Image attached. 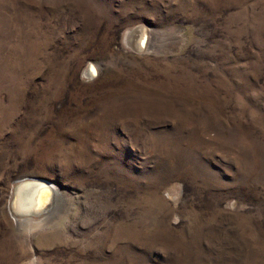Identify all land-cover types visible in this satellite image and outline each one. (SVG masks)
I'll use <instances>...</instances> for the list:
<instances>
[{
    "label": "rangeland",
    "instance_id": "rangeland-1",
    "mask_svg": "<svg viewBox=\"0 0 264 264\" xmlns=\"http://www.w3.org/2000/svg\"><path fill=\"white\" fill-rule=\"evenodd\" d=\"M0 264H264V0H0Z\"/></svg>",
    "mask_w": 264,
    "mask_h": 264
},
{
    "label": "bare ground",
    "instance_id": "bare-ground-1",
    "mask_svg": "<svg viewBox=\"0 0 264 264\" xmlns=\"http://www.w3.org/2000/svg\"><path fill=\"white\" fill-rule=\"evenodd\" d=\"M136 31H138V29L132 30L127 34V39L130 44H132L130 41L131 39L130 37L134 33H136ZM143 32L144 34L146 33L145 31ZM146 43L148 44V42ZM145 45L146 44L144 43V46ZM141 49L143 48L141 47ZM93 70L95 69L93 68L90 69V72L88 73L92 74ZM53 193H54V188L52 184L48 183L44 179L31 178L30 180L23 179L20 182L18 181V184H16L14 187V194L12 196V201L10 202V208H9L10 214H12L13 218L16 220H18L17 218L18 216L44 214L46 213V211H48V209L51 207L53 203V198L55 196ZM15 213H18V215L16 216Z\"/></svg>",
    "mask_w": 264,
    "mask_h": 264
},
{
    "label": "snow or ice",
    "instance_id": "snow-or-ice-1",
    "mask_svg": "<svg viewBox=\"0 0 264 264\" xmlns=\"http://www.w3.org/2000/svg\"><path fill=\"white\" fill-rule=\"evenodd\" d=\"M93 74H94V70H93Z\"/></svg>",
    "mask_w": 264,
    "mask_h": 264
}]
</instances>
